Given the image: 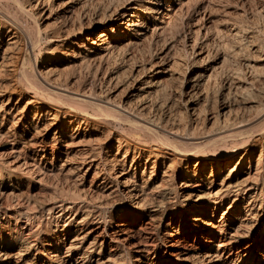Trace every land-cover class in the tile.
<instances>
[{
	"label": "bare ground",
	"instance_id": "1",
	"mask_svg": "<svg viewBox=\"0 0 264 264\" xmlns=\"http://www.w3.org/2000/svg\"><path fill=\"white\" fill-rule=\"evenodd\" d=\"M212 1L0 0V264H264V0Z\"/></svg>",
	"mask_w": 264,
	"mask_h": 264
},
{
	"label": "rangeland",
	"instance_id": "2",
	"mask_svg": "<svg viewBox=\"0 0 264 264\" xmlns=\"http://www.w3.org/2000/svg\"><path fill=\"white\" fill-rule=\"evenodd\" d=\"M218 0H215V1H212V4H213V6H214V10H215V8H216V10L214 11V10H211L212 11V13H215V14H213L214 16L216 15V17H217V19H219L220 18V21H221V23H222V21L224 20V18L225 19H227V17L229 16H231V14L232 15H234V13H233V11L235 12V8H236V4H235V2L234 1H232V0H230L228 3H226V2H219ZM231 2V3H230ZM224 3V4H223ZM214 4H216V6L214 5ZM227 5V6H226ZM220 6H221V8H220ZM223 9V10H222ZM221 10V11H220ZM221 12V13H220ZM228 12H230L229 13V15H228ZM225 13V14H224ZM227 13V14H226ZM3 17H4V20H7V21H5V24H7V25H9V24H15V19H14V17L11 15L10 16V14H7V12L5 13H3ZM217 15H220V16H217ZM7 16V17H6ZM227 16V17H226ZM13 19H12V18ZM21 17H22V15H21ZM8 18V19H7ZM223 18V19H222ZM9 20V21H8ZM12 22H11V21ZM7 22H9V23H7ZM11 22V23H10ZM16 22H18L17 20H16ZM42 52L44 53V49L42 50ZM41 61V60H40ZM227 68L228 67H226L225 69H224V71L225 70H227ZM228 71V70H227ZM227 71H225V72H227Z\"/></svg>",
	"mask_w": 264,
	"mask_h": 264
}]
</instances>
